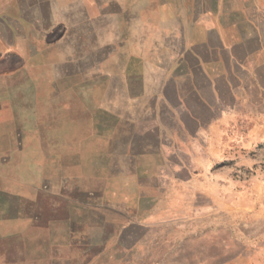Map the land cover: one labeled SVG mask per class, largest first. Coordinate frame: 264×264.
I'll list each match as a JSON object with an SVG mask.
<instances>
[{"label":"rangeland","instance_id":"374dc122","mask_svg":"<svg viewBox=\"0 0 264 264\" xmlns=\"http://www.w3.org/2000/svg\"><path fill=\"white\" fill-rule=\"evenodd\" d=\"M236 2L226 0L232 19ZM218 3L99 0L98 10L87 9L98 14L93 32L81 9L69 17L72 34L83 30L77 53L99 58L98 70L89 62L84 73L91 67L98 74L52 79L51 121L38 113L42 134L27 154L4 161L0 184L19 196L0 200V214L13 217L1 228L13 236L0 241V264H264V87L250 77L242 85L221 80L216 98L196 73L203 101L183 70L171 78L175 53L156 47L159 27L190 22ZM61 25L47 38L58 39ZM108 39H117L115 46L101 48ZM173 45L177 53L179 42ZM46 87H37L38 109ZM61 89L69 91L67 110L53 95ZM177 91L196 119L183 111ZM120 110L140 121L137 134L125 120L117 136L111 114Z\"/></svg>","mask_w":264,"mask_h":264},{"label":"crops","instance_id":"0c3cea01","mask_svg":"<svg viewBox=\"0 0 264 264\" xmlns=\"http://www.w3.org/2000/svg\"><path fill=\"white\" fill-rule=\"evenodd\" d=\"M111 1L120 3V0ZM217 1L219 3L213 10L200 8L198 15L190 22H179L170 29L159 27V37L156 39L158 51L163 53L169 50L170 53L173 52L172 55L175 53L170 64L175 63L177 67L171 78L178 80V70L184 69V74L191 82L195 94L203 101L207 97L195 83L196 73L208 81L209 88L216 98L220 96L221 80L225 83L234 78L242 85L247 80L246 77H250L249 80L254 86L264 87V0H235L237 2L233 19L230 18L231 10L224 12L227 7L226 0ZM98 6L99 0H0V177L4 174V161L16 160L21 158L20 154H27L26 149L33 143V139L36 135L42 134L44 114L36 121L37 114L46 111L48 123L51 121L52 112L56 108L51 103L52 92L49 86L52 79H54L52 84H56V81H66L78 76L81 80L97 76L99 58L89 61L77 53L83 30L77 37L67 29V23L69 17L81 9L82 14L88 17L86 22L90 24L89 29L92 31L93 17L98 14L93 16L92 10L89 12L87 9L90 7L98 10ZM60 14L65 17L58 18ZM46 15L49 18L45 21ZM61 24L65 26V31L60 37L48 39L47 35ZM94 37L98 40L94 45L95 53H98L100 44L96 25ZM116 40L104 41L101 48L114 47ZM178 42L179 49L177 48L176 53L172 51L173 43ZM62 49L64 51L62 57L60 55L57 59L51 57L52 52ZM139 58L142 64L145 57ZM89 62L91 66L97 65L95 66L97 70L93 75L90 67L88 76L83 71V65ZM184 66L189 68L188 72ZM41 84H47L48 87L45 88L46 92H43L45 96L43 108L38 109L40 103H36L35 96L37 87ZM73 88L76 91V83ZM68 92L61 89L53 94L59 95L57 105L63 110L68 108L66 99ZM177 97L183 111L192 112L180 91H177ZM119 113L129 112L120 110L111 114L118 121L117 136L122 133L120 129L125 127L131 136L137 134L140 121L130 120L128 115L122 116ZM125 120L128 122L124 127L121 122L124 123ZM5 194L19 196V190L6 188L0 184V200ZM30 203L29 214L34 213V202ZM10 220H13V217L8 218L0 214V241L13 236V233L4 236L1 229L3 223ZM35 222L44 224L43 220ZM2 264L10 263L9 260H4Z\"/></svg>","mask_w":264,"mask_h":264},{"label":"trees","instance_id":"16d2710c","mask_svg":"<svg viewBox=\"0 0 264 264\" xmlns=\"http://www.w3.org/2000/svg\"><path fill=\"white\" fill-rule=\"evenodd\" d=\"M184 68H185L186 72H188V69H189V68L187 69L186 66H184ZM183 71H184V69H183ZM188 114H189V116H190L191 118L196 119V116H195L192 112H188Z\"/></svg>","mask_w":264,"mask_h":264}]
</instances>
